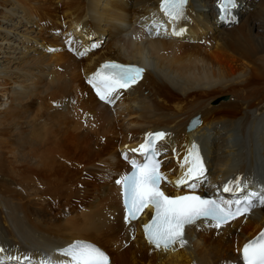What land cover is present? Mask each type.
<instances>
[{
  "label": "bare ground",
  "instance_id": "1",
  "mask_svg": "<svg viewBox=\"0 0 264 264\" xmlns=\"http://www.w3.org/2000/svg\"><path fill=\"white\" fill-rule=\"evenodd\" d=\"M157 2L0 0L3 264H16L10 256L30 257L25 264L66 261L58 252L76 239L98 245L110 255V264H240L239 248L264 223V206L257 204L223 230L204 221L188 226L185 245L165 251L145 241L142 217L134 223L123 220L115 177L128 169L122 153L130 159L135 156L130 150L147 133L164 132L168 135L159 142L162 162L177 157L161 168L174 186L168 185L167 195L189 191L173 182L183 172L180 162L191 142L201 144L205 178L209 176V184L203 182L197 192H221L232 199L222 189L237 177L248 182L245 192L264 187V0H238L236 22L230 24L216 21L214 0H190L184 19L156 31L161 19ZM36 11L53 21V29L39 24L43 19ZM63 20L67 31L59 38ZM96 25L116 43L83 58L102 42L93 39L98 38ZM77 30L83 35L72 32ZM181 30V35L173 34ZM132 34L143 38L135 41ZM39 36L53 37V53L41 51L24 66L19 62L20 67L12 68L10 58L22 54L20 49L34 50L26 41ZM200 40L209 47L199 45ZM104 61L146 69L139 83L113 95L116 105L129 106L135 114L126 128L117 113L102 109L104 104L85 83ZM26 64L30 68L22 71ZM13 85L18 88L10 89ZM197 115L201 125L186 132Z\"/></svg>",
  "mask_w": 264,
  "mask_h": 264
},
{
  "label": "snow or ice",
  "instance_id": "2",
  "mask_svg": "<svg viewBox=\"0 0 264 264\" xmlns=\"http://www.w3.org/2000/svg\"><path fill=\"white\" fill-rule=\"evenodd\" d=\"M186 3L187 0H161L160 9L169 21H177L184 17ZM235 6V0H218L219 18L225 20L226 15H230ZM182 32L183 30L173 34L181 35ZM78 55L83 56L85 52H79ZM142 72L143 69L135 66L106 62L89 77L88 83L100 100L112 103L113 94H118L120 89H127L135 84ZM167 135L164 132L147 133L144 142L130 150L132 153H138L142 160L129 159L127 152L122 153L132 171L116 180L122 187L126 223L136 220L145 209H151V219L143 224L145 238L149 244L165 251L177 243L183 247L186 243V227L203 220L211 222V227L219 229L239 217L246 216L257 204L264 206V187L258 191L245 192L248 182L239 177L223 185V192L233 194L232 199L195 194V190L201 187L205 178V168L195 145H192L180 162L183 172L175 181L177 188L183 186L190 189L189 194L167 195L161 189V183L167 181V177L160 170L162 161L157 158L161 152L159 142ZM240 192L245 194L236 197ZM3 251L4 249L0 248V252ZM59 253L69 259L55 262L50 258L42 259L40 264H109L108 256L100 248L84 242H73L60 249ZM240 258L243 264H264V230L243 245ZM8 259L15 260L16 264H25L30 257L10 256ZM0 264H3V261H0Z\"/></svg>",
  "mask_w": 264,
  "mask_h": 264
},
{
  "label": "rangeland",
  "instance_id": "3",
  "mask_svg": "<svg viewBox=\"0 0 264 264\" xmlns=\"http://www.w3.org/2000/svg\"><path fill=\"white\" fill-rule=\"evenodd\" d=\"M129 1V0H128ZM130 1H132V0H130ZM56 3H57V0H56ZM61 4V3H60ZM124 4V3H123ZM6 7L7 8H9V5L8 4H6ZM33 11V10H32ZM2 12V10H0V13ZM34 13H35V11H33ZM37 12V14H38V17H39V19H43L39 24H41V25H47V27H49V28H51V29H53V21L49 18V17H47V16H45L44 14H42V13H40L39 11H36ZM9 19H12V18H14L12 15H10L9 17H8ZM8 20V19H7ZM32 20V19H31ZM36 20V19H35ZM34 20V21H35ZM206 24L208 25V26H211V22L209 21V20H206ZM60 23H62V25H61V27H60V29H58L59 30V32H60V35H59V38H60V36L61 37H65L64 36V33H66V27H65V21L63 20V21H60ZM64 23V24H63ZM2 25L3 26H8L9 24H5V23H2ZM97 26V30H93V32H96L97 33V35H98V38H93V39H95V41H97V40H101L102 42H101V44H100V46L99 47H97V48H95V49H93L90 53H88L87 54V56H85V57H83V58H87V57H92L93 55H95L98 51H100V50H105V49H107L109 46H113L112 44H115L116 42V38L110 33V32H106V31H104L103 30V26H98V25H96ZM55 30V29H54ZM44 32H46V33H50L51 32V30H50V32L49 31H46V30H43ZM206 31H208V30H206ZM72 32H74L75 34L78 32V35H83V33H81V34H79L80 32L77 30L76 32L75 31H72ZM100 33H102V35L100 34ZM52 34V33H51ZM104 34V35H103ZM54 35V34H53ZM77 35V36H78ZM112 35V36H111ZM215 35V34H214ZM84 37H88L87 35H84ZM31 39H32V41H29V42H27L26 41V45H28V46H31V47H34L35 49L34 50H31V49H29V48H24V49H20L23 53L22 54H17V56L14 58H10V60L11 61H13V63L10 65L12 68H14V67H16V66H19L20 67V64H19V62L20 63H22L21 64V66H24V64L23 63H25V62H28V61H30V60H32L33 58V56L34 57H38V56H41V51H44V52H46V54L48 55V56H50L51 54L50 53H53V52H51V51H54V49L56 48V45H53L52 44V39H53V37H46V36H39V37H31ZM51 39V40H50ZM92 39V38H91ZM91 39H89V37H88V39L87 40H89V43H92L90 40ZM37 41V42H34V41ZM62 41V40H61ZM196 42V41H195ZM196 44V43H195ZM199 44V43H198ZM60 45V44H59ZM61 45H63L64 46V51H67V49L65 50V48H66V46H65V44L63 43H61ZM90 45V44H89ZM194 45V44H193ZM200 45V44H199ZM48 46H52L53 47V50H49L48 49ZM203 47L204 46H206V45H202ZM207 48L209 47V46H206ZM33 55V56H32ZM178 55V54H177ZM1 61V60H0ZM1 64L3 63V62H0ZM26 68L27 69H29L30 67L29 66H27V64H26V66H25V68H21V70L23 71V69H24V71L26 70ZM57 70L58 71H60V69L59 68H57ZM82 74V75H81ZM84 73L82 72V70H81V72H80V76H81V79L82 80H84L85 78V76L83 75ZM18 75V74H17ZM88 76V75H87ZM41 81H44V80H42L41 79ZM11 88L10 89H17L18 87H16V85H13V86H10ZM19 87H21V86H19ZM8 89V88H7ZM221 99V98H220ZM9 104V103H8ZM10 105V104H9ZM9 105H6V106H2V107H7V106H9ZM115 106V105H114ZM112 107V108H110V107H107V106H103L102 107V109L104 110V108L105 109H110V112H111V114H113V115H115L116 113H117V115L119 116L118 118L119 119H121L122 120V123H123V126L126 128V127H128V125H129V123L130 122H133L134 120H135V117H134V113H131L130 114V108H128L129 106H126V105H124V106H121V105H116L115 107ZM114 108V109H113ZM126 108V109H125ZM128 108V109H127ZM100 110H102L101 108H99ZM130 109V110H129ZM2 111H4L3 109H1V112ZM76 113H78V111H76ZM129 128H131V126L129 127ZM215 135V134H214ZM114 143V142H113ZM116 148H118V146L116 145ZM119 149V148H118ZM123 149V148H122ZM216 149V142L214 143V145H213V147H212V150L214 151ZM120 150V149H119ZM118 153V152H117ZM170 159H172V158H169V159H166L165 161H164V164H166L167 163V161L168 160H170ZM170 162V161H169ZM206 185H207V183H206ZM237 233H239V231L237 230ZM233 251L236 253V250H235V248H234V245H233ZM44 257V256H43ZM45 257H49L47 254L45 255Z\"/></svg>",
  "mask_w": 264,
  "mask_h": 264
},
{
  "label": "water",
  "instance_id": "4",
  "mask_svg": "<svg viewBox=\"0 0 264 264\" xmlns=\"http://www.w3.org/2000/svg\"><path fill=\"white\" fill-rule=\"evenodd\" d=\"M221 99H223V100H224V99H225V97H221ZM216 101H218V100H216ZM216 101H214V104L216 103ZM194 125H195V124H193V123H190V124H189V126H190V128H191V129L194 127Z\"/></svg>",
  "mask_w": 264,
  "mask_h": 264
}]
</instances>
